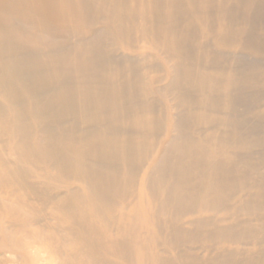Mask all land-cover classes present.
Masks as SVG:
<instances>
[{"label": "bare ground", "instance_id": "obj_1", "mask_svg": "<svg viewBox=\"0 0 264 264\" xmlns=\"http://www.w3.org/2000/svg\"><path fill=\"white\" fill-rule=\"evenodd\" d=\"M241 58L264 0H0V264H225L192 251L249 224Z\"/></svg>", "mask_w": 264, "mask_h": 264}, {"label": "rangeland", "instance_id": "obj_2", "mask_svg": "<svg viewBox=\"0 0 264 264\" xmlns=\"http://www.w3.org/2000/svg\"><path fill=\"white\" fill-rule=\"evenodd\" d=\"M240 63L242 66L251 68L253 73L255 71L259 73V70L264 69V61L254 59L247 60L241 58ZM261 67L263 69H261ZM235 109L238 113H236V110H234V114H237L238 116L236 115V117L240 119L238 122L239 130L250 142H253L255 145L256 142H260L258 146H254L255 149L253 151V155L251 154L253 157L251 159L252 161L246 162L245 159L242 158V160L240 159V161L235 164V169L233 170L235 173L233 175L239 177L242 176L243 179L249 182L248 186L250 185V189L241 187L240 189H243L240 190L239 193L242 201L244 200L243 202L251 201L249 202V212H240L238 216L241 221H248L249 224L239 225L234 229L237 232L239 231L241 237V239L238 240L239 243L233 242L231 243V247H229L226 243V245L219 248H214L218 246H215L212 242L206 243L208 246L213 245L211 248H207L208 251H203V248H198L196 251H192V253L196 252L199 256L206 255L208 257V255H210L219 259H224L229 253L228 249H231L235 250V254L233 256L227 257L228 259L224 260L225 264H251L253 259H255L260 254L264 247V209H262L264 208V87L258 86L252 88L250 91L248 90V92H246L245 95H242V98H240V100L237 102ZM231 116H233V118L235 117L233 114ZM203 175H206L205 169L203 170ZM233 175L231 178L234 177ZM250 218L253 219L251 220ZM248 228L250 230V235L244 238L243 236H246L249 232ZM251 234L255 237L254 242L248 240L251 237ZM203 241L199 240L198 242L201 243H198L199 245H197L201 247V244H205ZM207 264H216V262L212 263L208 260Z\"/></svg>", "mask_w": 264, "mask_h": 264}]
</instances>
